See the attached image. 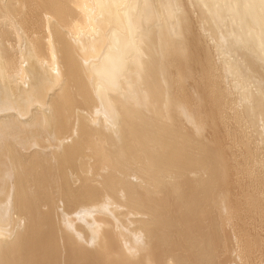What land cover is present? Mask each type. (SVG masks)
I'll return each mask as SVG.
<instances>
[{
    "label": "bare ground",
    "instance_id": "6f19581e",
    "mask_svg": "<svg viewBox=\"0 0 264 264\" xmlns=\"http://www.w3.org/2000/svg\"><path fill=\"white\" fill-rule=\"evenodd\" d=\"M194 9L236 104L251 101L246 115L264 130V100L254 98L264 95V74L240 65L247 55L264 68V0H0V264H230L217 250L229 251L224 210L245 217L235 264L264 248L258 227L252 232L264 217V175L249 181L254 190L238 208L229 205L215 113L184 94L205 59ZM210 92L218 107L221 92ZM178 111L192 131L173 128ZM137 118L162 126V170L152 184L159 187L162 175V196L153 202L117 189L130 176L144 186L150 174L146 142L127 141ZM119 125L126 138L117 147ZM131 151L133 167H118L114 157ZM145 199L162 217L141 215L153 210ZM60 202L67 208L58 211ZM86 204L93 212L109 205L120 217H85L93 214ZM23 217L30 227L21 230Z\"/></svg>",
    "mask_w": 264,
    "mask_h": 264
},
{
    "label": "rangeland",
    "instance_id": "374dc122",
    "mask_svg": "<svg viewBox=\"0 0 264 264\" xmlns=\"http://www.w3.org/2000/svg\"><path fill=\"white\" fill-rule=\"evenodd\" d=\"M190 7L191 5H188L189 9ZM195 7L196 6H194V8ZM196 10L197 9H194V12H193V15L194 13L196 15L193 16L191 13V16L193 18L192 19L193 22L196 23V24L194 23L195 24L194 27L199 37L198 43H197L198 49H199L198 53H200L201 55L200 57H204L206 59V57L209 58V55H210L208 53L209 52L208 50H211V51L214 50L212 49L213 46H211L213 45V39L209 41L210 39H207L206 31L200 28L201 23L199 24L200 21L197 22L199 16L198 17L196 16L197 14L201 16V14L198 13V10L197 11ZM212 52H213V58L210 59V62H211L210 67H207L205 65L207 64L205 59L201 62V64H199L198 68L196 66V74L193 80L189 79L188 81L185 82L184 94L186 98H190L194 95L193 98L198 97V99H200L196 106L199 107L202 113H208V112L215 113V114H212L213 119L215 118L216 120V132L215 133L217 137L220 139L221 149L224 150L225 152L226 160L229 166L228 171H226L227 178L225 179V183H224L226 184V187H225V193L223 191V194L226 200H228L229 205L233 207L234 209H236L238 208L237 207L238 203H243V197H244L245 192L254 190L251 188L250 184H248L249 181L254 176L256 177L257 174L264 175V140H261L259 138L260 137L259 131H261L264 134V130H261V128L258 126L262 123V120L256 119L254 122L257 125V130L255 131L254 128L252 127L253 122H251L253 117L251 116L248 117L246 115L247 109H242V106L238 107V105L236 104L234 99L237 96V90L232 87L233 81H231L230 76H226L225 73L221 71V67L219 64L220 56L216 54L215 50ZM250 58L252 59V57ZM202 64H204V66ZM240 65L242 67L244 63H240ZM194 81L196 82V85H198L196 87L199 88L198 89L199 96L196 91L195 93L192 92ZM210 83L211 84L213 83V85H210ZM215 86L219 89L222 95H221V98L216 102L218 104V107L214 108L213 107L214 100L211 97L212 95H211L210 90L214 88ZM175 115L178 120L173 123L174 125L173 128L177 130L185 129L187 130V132L192 131L193 129L192 126L190 125L186 117L183 116L182 112L178 111L176 112ZM238 116L241 117L240 120H238ZM244 121L245 122L248 121L246 125ZM211 133L212 131L207 130L206 132H204V135L211 136ZM67 141H70V140H67ZM49 149H46V151H48ZM210 159L212 162L213 159L212 158ZM245 167H247L249 170L252 168V171H250L252 174L248 175L247 172L244 170ZM183 179L184 178L181 175H177L176 177V180H179L180 182H182L181 180ZM93 182L96 183L97 180H94ZM74 183H77V181H75ZM140 184L141 183L139 182L138 185ZM182 184L186 189L188 185H186L185 183H182ZM74 187H76V185ZM156 196H159V195H156ZM180 196L184 197L186 196V194L185 195L182 194ZM63 206L64 204L60 203V205L58 206V210H59V207L60 209H62ZM205 209L209 210L208 206ZM224 211L226 212V210ZM224 211H223L224 215L221 214V217L228 218V220L225 223V231L228 235L227 237L228 245L227 246L229 247V251L226 253L224 249H221V248L217 250L220 253L222 260L224 258L228 261V263L235 264V261L240 257V245H241V241L239 239L240 237L236 235L241 236V227L244 224L245 217L243 216V214L239 215V213L234 217L226 216ZM140 214L138 217H141V215L144 216L145 213L142 212V214L141 215ZM16 215L14 214L15 218H17ZM146 215L144 217H148V215L147 216ZM25 224L26 223H24L23 226L21 225V227L19 228L25 229ZM256 226L258 227V233H260V235L264 237L263 236L264 235V217L258 218L253 223L252 228L253 227L255 228ZM28 227H30V225ZM255 230H257V228L252 230V232H254ZM238 241L240 243H237ZM195 249L192 248V251H193L192 253L194 255H197L198 253L196 252L198 250L197 248ZM252 256L254 258H251V260L249 261V264H264V248L257 251Z\"/></svg>",
    "mask_w": 264,
    "mask_h": 264
},
{
    "label": "water",
    "instance_id": "95a60500",
    "mask_svg": "<svg viewBox=\"0 0 264 264\" xmlns=\"http://www.w3.org/2000/svg\"><path fill=\"white\" fill-rule=\"evenodd\" d=\"M195 5V3H194ZM199 13L201 14V12L199 11ZM241 50V49H239ZM252 57V56H250ZM249 56L247 57V55H244V57L242 58L243 60H241V63H244V65L247 66L248 70L253 72V73H260V74H264V68L262 67V65H259L258 62L254 59H251ZM256 95H254L255 100H258L259 103H261L264 100V95L260 94L259 92L257 93V91L254 92ZM250 94V93H249ZM263 103V102H262ZM253 104L251 103V101H248V103L246 104V106L248 108V110H252L251 108H253L252 106ZM245 106V107H246ZM116 132L117 135H115V140L114 142L117 144V147H120V144H123L125 142L124 137L126 138V136H124V127L120 126L116 128ZM144 133L146 134V138L147 140L144 138ZM76 133H74L72 135V138H75ZM71 138V140H72ZM69 139V138H67ZM140 139H143L146 142L147 145V153H148V164L151 167L150 170V174L148 175V179L146 178L147 182L144 183V186L142 185V187L140 188H132L133 185H138V183H142L143 181H141L140 179H138L135 176H130V178L128 179L129 185H120L117 189H120L119 191L123 192L125 195V198L129 199V200H142L144 197V195L149 198L151 201L153 200L152 196L153 194H159L162 196V175H159V178L161 179V185H159V187H154L152 184L154 182L155 177L157 178L158 173L156 174L157 170H162V126L159 125L157 123V121H153V120H144L142 118H137V119H133L132 124H131V130L128 134V140H135L138 141ZM70 140V141H71ZM64 141V140H63ZM67 141V142H70ZM66 143V142H64ZM65 147V146H64ZM136 159V157H134V154L132 153V151L127 154V155H117L114 157V161L118 162L119 165L118 167H122L124 170H130L131 164L133 162V160ZM138 176V174H135ZM150 181V183H149ZM109 183L107 182V185ZM79 186L76 187H72L74 192H78L80 189ZM108 188H110L111 190L114 189L113 185H110ZM147 188V189H145ZM133 190L135 192L129 191V190ZM114 192H116L115 190H112ZM118 191V192H119ZM146 200V199H145ZM82 200H79V202ZM153 202V201H152ZM63 203V202H60ZM59 203V205H60ZM147 205H150V203L146 200ZM67 204V202H66ZM68 205V204H67ZM154 205V204H152ZM77 205H75L76 207ZM85 207V209L89 210L91 213H93L92 215H85V217H96L97 215H102L103 217H120L119 213L117 211H113L111 209V207L109 205H103L100 210L93 212V207L90 204H86L83 205ZM65 208L66 205L64 204ZM149 207V206H148ZM150 208H152L153 210L151 211V209H141L142 212H147L148 215L150 217H162V214L155 208H153L150 205ZM64 208L59 210L62 211ZM58 210V211H59ZM61 214H59L60 217ZM24 222L27 224L30 222L29 221H25V217H23ZM23 222V223H24ZM20 229V228H19ZM28 229V228H27ZM26 229V230H27ZM15 230V229H14ZM21 230H24L23 228Z\"/></svg>",
    "mask_w": 264,
    "mask_h": 264
}]
</instances>
